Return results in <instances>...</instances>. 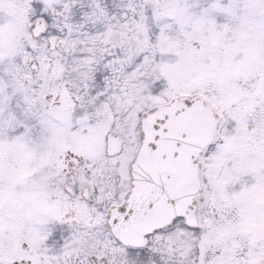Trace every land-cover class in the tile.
I'll use <instances>...</instances> for the list:
<instances>
[{"label":"snow or ice","instance_id":"obj_1","mask_svg":"<svg viewBox=\"0 0 264 264\" xmlns=\"http://www.w3.org/2000/svg\"><path fill=\"white\" fill-rule=\"evenodd\" d=\"M0 264H264V0H0Z\"/></svg>","mask_w":264,"mask_h":264}]
</instances>
